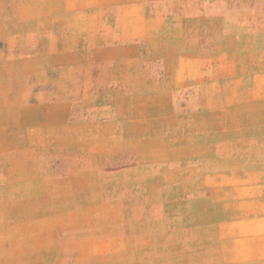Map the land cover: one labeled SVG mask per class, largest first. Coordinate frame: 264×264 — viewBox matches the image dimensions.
I'll use <instances>...</instances> for the list:
<instances>
[{"label":"rangeland","instance_id":"rangeland-1","mask_svg":"<svg viewBox=\"0 0 264 264\" xmlns=\"http://www.w3.org/2000/svg\"><path fill=\"white\" fill-rule=\"evenodd\" d=\"M0 264H264V0H0Z\"/></svg>","mask_w":264,"mask_h":264}]
</instances>
